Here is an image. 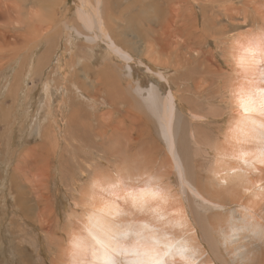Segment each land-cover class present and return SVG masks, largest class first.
Segmentation results:
<instances>
[{
	"label": "rangeland",
	"instance_id": "1",
	"mask_svg": "<svg viewBox=\"0 0 264 264\" xmlns=\"http://www.w3.org/2000/svg\"><path fill=\"white\" fill-rule=\"evenodd\" d=\"M20 2L0 0L6 7ZM20 4L28 12L22 18L0 17V33L9 39L0 46V264H66L63 248L86 212L77 205L83 203L81 196L95 174H106L105 170L117 174L125 157L142 168L167 159L153 117H149L153 124L144 132L131 126L141 116H150L143 98L152 84L162 97L169 90L176 94L178 113L182 114L178 119L181 146L192 154L187 163L191 168L195 162L202 168L203 180L209 179L208 168L216 161L213 144L225 142L238 114L235 93L244 80V70L241 58L236 59L237 38L243 32L249 36V32L264 31V0H99L97 7L106 12L112 32L131 45L134 61L129 64L130 72L127 61L109 53L98 28L88 31L78 20L80 0H51L42 7L31 0ZM39 12L47 17L42 27L36 26L33 18ZM152 23L159 26V35L152 30ZM74 28L98 36V45L77 53L81 43ZM169 28L176 32L171 35ZM80 39L90 45L84 37ZM165 43L169 46L163 48ZM48 49L51 59L41 67L39 60ZM98 69H104L103 80ZM159 71L167 81L157 75ZM99 82L104 85L101 94L81 90H92ZM139 85L144 90L142 96L136 91ZM114 87L120 91L114 92ZM99 96L107 102L100 105ZM110 118L113 126L120 124L125 135L109 130L99 136ZM114 131L120 136L110 140ZM131 139L138 143L135 147ZM145 146L152 150L153 164L141 152ZM122 154L123 161L119 159ZM120 162L124 165L119 166ZM171 176L177 192V182ZM179 196L184 198V194ZM45 198L49 200L44 205ZM228 205L227 210L239 206ZM213 213L208 210L209 222ZM217 216L216 223L209 224L212 230L218 222L225 223L221 214Z\"/></svg>",
	"mask_w": 264,
	"mask_h": 264
},
{
	"label": "bare ground",
	"instance_id": "2",
	"mask_svg": "<svg viewBox=\"0 0 264 264\" xmlns=\"http://www.w3.org/2000/svg\"><path fill=\"white\" fill-rule=\"evenodd\" d=\"M31 1L41 7L51 2ZM80 1L82 6L76 11L78 20L88 31L98 28L106 39L109 53L127 61L128 67H125L130 72L129 64L134 61L130 51L131 45L112 32L106 12L97 7L99 0H96V4L91 3V0ZM20 3L16 7L0 4V17L22 18L24 13L28 14ZM14 11L16 15L13 14ZM107 12L109 16L110 12ZM33 18L37 20L36 26L42 27L47 22V17L41 12L36 13ZM261 21H264V16ZM154 25L152 30L159 35V26L156 28ZM36 29L39 30V27ZM74 31L81 43L76 47L77 53H85L84 50L98 45L95 43L99 40L98 36L83 34L78 28H74ZM173 31L176 32L170 30L171 35ZM259 31L256 34L249 32V36H244L243 32V36L241 34L237 38L239 53L236 59L241 58L240 63L244 70V80L235 93L238 114L233 118L225 142L222 145H219V140L212 143L216 161L208 168L210 180H203L202 168L198 169L195 162L191 168L187 163L192 154H188L181 146L178 119L182 114L178 113L176 94L169 90L168 94L162 97L156 85L152 84L149 90L147 89V97L143 98L150 116L145 119L141 116L137 123L131 126L135 127L134 130L139 127L140 132H144L153 124L149 121V117H153L154 124L165 142L167 159L161 160L158 165L155 163L154 166L142 168L140 165L133 166L134 162L125 157V165L123 162L118 163L119 166L124 165L119 174L111 175L107 170L106 174L99 171L95 174L94 179L87 185V193L81 196L83 203L77 205L84 207L86 212H83L80 222L78 220L74 225L67 246L62 247L66 264H264V52L260 51V37L264 36V31ZM82 37L90 45L80 39ZM8 42L7 36L0 33V46ZM168 46L167 43L163 44V48ZM50 59L51 53L48 49L39 60L41 65H38L42 67ZM87 67L92 70V66ZM147 68L150 70L148 66ZM103 70H97L102 80L106 75ZM86 75L91 76L87 73ZM157 75L167 81L162 71L157 72ZM99 83H96V90H81L84 93L90 92L89 95L101 94L104 85ZM119 88L114 87V92L120 91ZM136 91L141 94L144 90L139 85ZM74 92L82 95L78 88H75ZM106 93L110 94L108 90ZM121 96L125 99L124 95ZM101 97L102 100L97 102L103 105L107 101L104 96ZM89 99L90 103H93V98ZM193 117L197 118L198 115ZM112 118L104 122L106 130L99 133V136L104 137L109 130H117L121 135L122 132L123 135L126 134L120 124L113 126ZM117 131L112 132L114 135L110 140L120 136ZM140 132L137 133L143 137L144 134ZM133 139L132 147H135L138 143L133 144ZM208 144L211 145L210 142ZM199 148L205 152L204 147ZM151 151L145 146L141 152L153 164ZM122 156L124 154L119 156V159L123 161ZM171 174L177 182V192L173 191L175 184L171 181ZM206 185L209 187L206 188ZM180 194H184V198H181ZM48 200L45 198L42 203L45 205ZM231 203L239 205H234L238 208L227 210V205ZM208 210L211 213L215 211L210 222L206 218ZM218 214L222 215L225 223L220 225L221 221L218 222L219 226L212 230L210 223H216Z\"/></svg>",
	"mask_w": 264,
	"mask_h": 264
},
{
	"label": "clouds",
	"instance_id": "3",
	"mask_svg": "<svg viewBox=\"0 0 264 264\" xmlns=\"http://www.w3.org/2000/svg\"><path fill=\"white\" fill-rule=\"evenodd\" d=\"M260 40H261V44H262V47H261L260 51L264 52V36H261Z\"/></svg>",
	"mask_w": 264,
	"mask_h": 264
}]
</instances>
